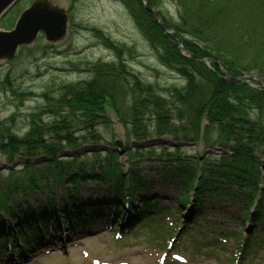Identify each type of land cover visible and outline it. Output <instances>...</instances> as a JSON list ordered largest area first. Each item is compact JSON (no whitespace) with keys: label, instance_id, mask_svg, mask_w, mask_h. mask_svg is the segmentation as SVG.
I'll return each mask as SVG.
<instances>
[{"label":"trees","instance_id":"obj_1","mask_svg":"<svg viewBox=\"0 0 264 264\" xmlns=\"http://www.w3.org/2000/svg\"><path fill=\"white\" fill-rule=\"evenodd\" d=\"M69 1L68 12L77 0ZM114 1L125 7L159 64L177 74L183 84L161 87L145 82L129 68L123 45L114 42L103 30L87 27L114 52L113 59L89 62L86 79L48 87L39 95L43 104L28 113V130L23 135L10 125L17 121L14 116L0 119V154L11 163L15 158L21 160L18 168L9 166L0 170V211L24 215V221L32 220V208L27 201L33 193H54L57 186L65 185L78 190L85 180L103 184L110 196L118 200L124 197V191L133 195L137 187L145 186L140 167L142 162H148L155 169L160 167L166 178L186 192L183 205L190 202L189 195L193 194L194 206L203 212L207 200L228 196L241 205L244 218L253 209L254 220L264 219L261 170L264 86L230 82L220 70L221 67L232 77L244 74L264 77V0H173L177 6L175 18L163 9V0H146L158 10L164 24L175 31L189 53L218 62L212 64V69L180 54L175 37L164 33L140 0ZM6 16L1 19L2 25L12 28L14 21L3 23ZM76 27L85 28L74 24L69 14L68 34L72 35ZM46 42L45 50L55 48V43ZM30 46L22 47L14 60ZM9 77L7 74L3 80L7 84ZM19 92L14 91V95L21 102L37 95L32 91ZM110 111L125 136L124 157L128 166L125 172L119 162L116 139L112 137ZM97 124L103 125L104 130L98 129ZM162 137L170 141L159 143L158 148L132 145ZM201 138L202 154L184 151L196 144L200 149ZM97 142H104L108 148L80 151L83 146H94ZM178 143L181 145L176 146ZM89 153L93 157L92 166L88 165L90 160H82ZM4 172L7 176L2 179ZM144 199L143 207L156 211ZM50 203L46 202L49 209ZM133 211L138 216L142 208ZM110 213L111 207L106 202L97 201L74 210L64 220L73 228L79 223H94L96 216L108 217ZM145 219L140 217L136 223ZM39 224L41 230L48 228L43 217ZM191 224L197 225L195 220L188 222ZM28 225L26 222V231L29 227L37 228L36 224ZM254 243L255 239H248L242 244L244 257Z\"/></svg>","mask_w":264,"mask_h":264},{"label":"rangeland","instance_id":"obj_2","mask_svg":"<svg viewBox=\"0 0 264 264\" xmlns=\"http://www.w3.org/2000/svg\"><path fill=\"white\" fill-rule=\"evenodd\" d=\"M32 1L18 0L14 10L6 16V21L3 23L15 22L21 9L26 8ZM51 1H55V4L66 10L71 6L69 0ZM163 1V9L169 16L175 18L173 15L177 13V6L174 5L173 0ZM69 14L74 24L85 28L76 27L72 35L68 34L64 40L55 43L54 49L45 50L43 45L47 42L43 37L40 42H36L40 38L38 37L30 46L31 49L23 50L17 59H13L10 63L0 60V80H2L0 85L3 86L0 87V119H10L14 116L17 121L10 125L21 135L28 130V113L43 104L39 95L44 93L48 87L86 79L89 62L113 59L114 52L96 38L95 34L90 31L91 28L103 30L114 42L123 45L125 47L124 57L129 68L145 82L156 83L161 87L183 84L177 74L166 70L159 64L155 53L151 51V47L134 25L127 10L119 2L77 0ZM7 74L10 75L8 84L3 81ZM20 90L32 91L37 95L21 102L23 100L14 95V91L20 93ZM109 113L113 122L110 126L114 133L112 137L122 141L123 129L113 112ZM97 125H100L98 129L104 130L103 125ZM168 141H170L169 138L162 137L146 140L143 144L158 148L159 143ZM138 144L140 145L141 142ZM93 148L104 150L108 146L104 142H97L94 146L88 144L83 146L80 151L88 152ZM123 150L124 145L120 147V151ZM184 151L201 153L197 144L185 147ZM66 153L73 154L71 151ZM90 154L82 160H90L88 165L92 166L93 157ZM20 162V159L15 158L11 163L8 157L0 154V170L9 166L18 168ZM119 162L122 163L124 171H127L128 166L124 156L120 155ZM6 176L7 172H4L2 179ZM140 177L147 183L144 187H137L135 196L132 195L133 207H142L145 197L148 203L151 202L150 204L155 206V213H158L156 218L152 219V216L146 223L129 224L128 218L125 217L127 212L124 211L121 216L116 215V218L121 219L122 217V221L117 222L113 218L100 220L93 224V227L82 230L80 235H74V231L60 229L55 239L49 240V234L46 236L43 247H47L48 250L41 248L40 245L35 246L33 243L28 245L29 251L15 247L13 254L6 256L2 254L0 264H102L103 262L107 264L121 262L179 264L176 261L172 262L177 255L184 259L182 264H264V219L256 221L250 215L244 218L241 205L234 203L228 196L214 201L207 200L202 207L203 212H200V208L196 209L195 200L191 203L187 201L188 204L183 205L186 192L181 191L172 180L166 178L160 167L155 169L152 163H141ZM96 184L98 183L85 180L80 189L78 188V194L74 195V197L78 196L79 200L75 202L71 199L68 202L69 207H80V205L103 201L109 203L113 210L116 207L117 210L119 208L124 210L120 199L119 204L115 205L113 199L109 197L110 194L107 193L106 186ZM57 188L54 192L58 193V197L52 206H56L59 202L62 208L66 204L65 193H71L72 188L70 185L57 186ZM192 196L193 194L189 195V199ZM44 197L45 194L41 195L36 192L32 194L30 202L27 201L28 206H40V211H38L40 216L44 212L42 207H44L45 200L50 201L51 195L47 194L45 199ZM16 203H19V200ZM159 208L160 211H158ZM15 218L17 221L18 216L15 215ZM194 218H196L198 227L191 225V232L186 234L183 231L186 228L184 224ZM133 221L134 219L131 220L132 223ZM181 227L183 229L176 232ZM120 232L123 235L119 236ZM173 235H178L176 240L168 243ZM66 236L68 239L60 240L61 237L65 239ZM248 239H255V243L247 259L241 262L237 256L241 248L239 246ZM14 259L15 262H13Z\"/></svg>","mask_w":264,"mask_h":264},{"label":"water","instance_id":"obj_3","mask_svg":"<svg viewBox=\"0 0 264 264\" xmlns=\"http://www.w3.org/2000/svg\"><path fill=\"white\" fill-rule=\"evenodd\" d=\"M18 0H0V18L17 2ZM143 6L154 15V20L165 31L167 35H173L178 42V52L183 56L204 62L208 67L211 63L218 64L207 58H201L188 53L182 46L178 35L171 30H167L159 14L152 9L148 2L140 0ZM68 15L66 9L53 3L51 0H35L19 16L15 26L11 30L0 29V60L12 59L18 49L24 45L32 44L40 33H44L49 42L62 40L67 34ZM224 78L231 82L258 81L264 83V77L261 76H243L239 78L231 77L223 71ZM119 146H123L124 141H117Z\"/></svg>","mask_w":264,"mask_h":264},{"label":"bare ground","instance_id":"obj_4","mask_svg":"<svg viewBox=\"0 0 264 264\" xmlns=\"http://www.w3.org/2000/svg\"><path fill=\"white\" fill-rule=\"evenodd\" d=\"M142 4V3H141ZM149 4V3H148ZM143 5V4H142ZM174 5H176L175 3H174ZM150 6V5H149ZM151 7V6H150ZM152 8V7H151ZM152 9H154V8H152ZM157 13H158V10H156V9H154ZM150 12V11H149ZM152 13V12H151ZM153 14V13H152ZM159 14V13H158ZM154 16V15H153ZM159 16H160V14H159ZM160 18H161V16H160ZM161 20H162V18H161ZM163 21V20H162ZM156 22V21H155ZM157 23V22H156ZM164 23V22H163ZM158 24V23H157ZM159 25V24H158ZM165 25V24H164ZM165 27H166V29L168 30L169 28H167V26L165 25ZM91 31V30H90ZM164 31V30H163ZM164 33H165V31H164ZM99 40V39H98ZM183 46V45H182ZM178 48V47H177ZM183 48L184 49H186L184 46H183ZM243 76H253V75H250V74H244V75H241V76H237L236 78H239V77H243ZM240 82H243V81H240ZM243 83H245V84H248V85H250V86H252V87H257V86H259V85H261V86H263L262 84H261V82H258V81H252L251 83H247V82H243Z\"/></svg>","mask_w":264,"mask_h":264}]
</instances>
